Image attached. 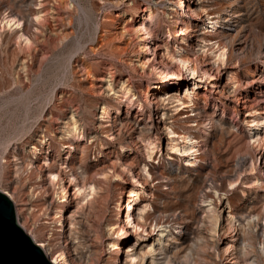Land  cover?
Here are the masks:
<instances>
[{"label": "rangeland", "instance_id": "374dc122", "mask_svg": "<svg viewBox=\"0 0 264 264\" xmlns=\"http://www.w3.org/2000/svg\"><path fill=\"white\" fill-rule=\"evenodd\" d=\"M148 8L150 17L140 19ZM228 8L238 26L231 20L205 32L207 13L216 18ZM4 16L18 19L21 29L3 28ZM139 19L149 32L143 55ZM180 19L191 29L189 56L215 77L213 86L199 87L204 96L197 106L203 110L187 113L197 122L185 127L174 120L168 98L177 88L184 93L187 75L181 86L152 89L163 78L152 67L166 68L163 43L172 47ZM20 31L28 44L17 39ZM203 37L209 44L200 53ZM216 40L226 48L223 65L210 52ZM121 83L133 100L121 99L118 111L107 110L118 105L113 91ZM156 91L151 98L157 104L137 106L136 99ZM238 97L264 109V0H0V191L48 258L62 251L68 264H114L118 244L126 246L118 264H130L125 253L153 243L141 264H224L222 252L233 242L237 264H264V148L252 143ZM125 116L135 125L116 136L112 118L121 125ZM168 126L204 139L203 159L186 167L168 150ZM148 142L156 145L150 158ZM73 178L93 183L96 193L82 199ZM138 187L132 206L135 219L144 215L146 232L129 230L122 243L124 200ZM208 200L219 214L216 232L206 218ZM161 226L167 229L157 241Z\"/></svg>", "mask_w": 264, "mask_h": 264}, {"label": "bare ground", "instance_id": "6f19581e", "mask_svg": "<svg viewBox=\"0 0 264 264\" xmlns=\"http://www.w3.org/2000/svg\"><path fill=\"white\" fill-rule=\"evenodd\" d=\"M181 5L185 7L183 2H181ZM168 10H171V8L169 7ZM181 10L185 12V8L184 9L181 8ZM144 11H145V14L140 19H147L150 17L152 13V11L149 8L145 9ZM212 13L211 12L207 13L206 18H210V21L208 22L210 26H206L205 32L212 31L213 33H215L217 32V28L222 25V22H228L231 20L235 22L234 23L235 26H238V20H235V16H233L234 11H232L230 8L223 9V11L218 13L216 18L209 16V15H212ZM198 15L199 16L197 17L199 18V21H204L202 16H200V14ZM188 17L192 18L191 16H188ZM37 18H38V15H35V19ZM1 23H2L1 26L3 28L6 27L7 29H12V30L21 29L20 21L12 16L2 17ZM184 24H185V21L183 19H180V21L176 24L179 26L174 30V33L170 36V38L174 40V43L171 48H169L168 46L165 45V43H163L165 51L163 52L162 56L165 60H167L166 68H160L159 66L152 67L154 75H156L157 77H163L160 81H157L152 84L153 86L152 89L157 90V89L164 88L165 86L170 87L172 85L181 86L183 83L182 79H184L185 75H187V79L190 80V83L187 84L189 86L185 87L184 93L181 95L182 90L177 88L176 93L173 95H169V98H168V102L172 104L173 109L176 111V116L174 120H180L181 123H183L185 127V125L190 126L191 122H197V120H193L190 117V115H187V113H193L196 110H200V109L203 110V108L197 106L198 100L204 96V93L199 91V87L201 86L203 82L209 83L211 84V86H213L214 85L213 80L215 79V77L212 74H209L203 68L198 69L196 65L194 64L193 59L189 56V52L185 48V45H186V35L189 33V31H191V29L183 27ZM137 27H138L137 31L139 33V38L143 41V43H141L142 45L140 46L139 55H143V53L146 51V48H147V43L145 42V39L148 38L149 32H148V28L146 24L144 23V21L139 22ZM205 35H210V34L206 33ZM17 39L24 44H28L29 42V39L21 31L20 33L17 34ZM202 40L204 43L202 45H199L200 53L205 51V46L209 44L208 39L203 37ZM212 45H216L214 47L215 49L210 51L211 53H213L212 58L214 59L213 60L214 63L223 65L224 63L227 62V59H228V56L226 54V48L222 44H220L217 40ZM157 46H160V44H158ZM208 50L209 48L206 49V51ZM141 63L143 65V62ZM171 64H175V65L171 66ZM231 78L233 79L234 76H232ZM231 78L230 80H232ZM251 81L253 82L255 81V79ZM228 89L229 88H227V91ZM158 92L159 91L149 94L148 96H146V98L143 101H139L136 99L137 106L141 108L144 105L156 103L157 101H155L154 98ZM162 92L164 93L165 91L162 90ZM113 93H114V96L117 97L119 100L118 105L111 106L110 108H107V110L114 109V112L119 110V104L121 102V99H123L124 101L127 100L128 102H131L134 98V95L129 90V87L123 86V83H121L120 88L116 91H113ZM151 95L154 98H151ZM235 103L239 104L238 111H242L243 113H245L243 121L250 123L249 126L252 131L250 138L252 140V143L256 147H260L261 149H263L264 148V129H263L264 128V109H260L258 106H255V104L253 105V103L249 102L248 100H243L240 97L236 99ZM107 110L105 109L104 112H107ZM109 113H107V117L109 116L108 115ZM210 123L211 122L209 120L207 126H209ZM112 124L113 126H116V127L118 126L116 128V134H115L117 136L120 132H123L126 127L128 126L133 127L135 125V121L133 118H131V116L130 117L125 116L124 123L119 125L118 118L113 117ZM196 125L197 123L195 124V126ZM112 129H113L112 127L108 128L107 132H110ZM75 130H76L75 126H70L69 132H71V134H74ZM165 133L168 134V137H167L168 150L176 153L178 156L180 155L186 167H191L195 165L197 161H201L203 159L201 156L200 147L201 145H205L206 141L204 139L199 140L198 134L192 133L188 130H185L184 128L183 130H178L171 126H168L166 128ZM155 149H156V145L153 142H148L146 146V155L148 158L152 157V154ZM252 163L250 162V165H249L250 170L253 169ZM50 174H51V179L53 181L61 180L59 176L53 173H50ZM136 175H138V173H136ZM75 178H73L75 193L78 196H81L82 199H86L88 196L90 197L91 195L96 193V186L93 183L86 181L83 178L80 179L79 181L78 180L76 181ZM136 183H138L139 185L141 184L138 178H136ZM232 183L233 182H230L229 184L231 185ZM64 189H66V187L65 188L61 187L62 191H64ZM139 191H140V187L131 188L129 191L130 195L126 198V200H124V201H127L126 205L124 206V210L126 209V214L122 213L120 217L123 223V227H122L123 228V233H122L123 242L122 243H125L124 242L125 240L127 241L129 240L131 236V232H129V230H132V232L137 235H139L140 232H144V233L146 232V230L144 229V224H145L144 215L140 213L139 218L135 219L134 208L132 206L133 202H135V200L138 197L137 194ZM59 197H64V194L60 195ZM123 202H122V205H123ZM206 202H207L206 218L208 220L209 229L213 232H216L220 224L219 214L216 213V210L213 207L210 200ZM231 227H232L231 231L234 232L236 230V226L234 222H232ZM166 229H167L166 227H163V226L160 227L159 234L156 239L157 241H159L162 238V236L165 235ZM50 236L51 234L49 233L45 237V239L48 240ZM236 237H237V234H235V238ZM38 243L37 244L42 248L45 255L48 256V251H47V248H45L44 244L41 242H38ZM226 245L227 246L222 252V256H225L224 264H237L238 257L235 254L236 252L234 251L235 247H234L233 242H229ZM115 247L117 251L116 253H114L115 255L114 264H118V255L124 252L123 248L126 246L123 245L122 248H119V245L117 244L115 245ZM131 250H133L131 254L125 253V255L129 257V263L134 264V262L136 261V263L141 264L145 260V254L153 252V243L148 244L147 250H138V252H136L134 248H132ZM48 259L54 264H68L66 261L64 252L62 251L57 252L55 255L49 256ZM120 264H121V261H120Z\"/></svg>", "mask_w": 264, "mask_h": 264}, {"label": "water", "instance_id": "95a60500", "mask_svg": "<svg viewBox=\"0 0 264 264\" xmlns=\"http://www.w3.org/2000/svg\"><path fill=\"white\" fill-rule=\"evenodd\" d=\"M0 264H54L18 224L15 207L0 191Z\"/></svg>", "mask_w": 264, "mask_h": 264}]
</instances>
